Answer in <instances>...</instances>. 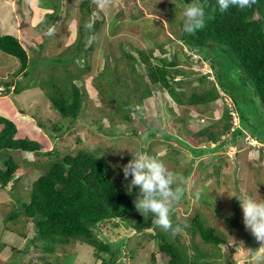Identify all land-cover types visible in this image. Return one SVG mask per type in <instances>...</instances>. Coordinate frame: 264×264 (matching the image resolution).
Wrapping results in <instances>:
<instances>
[{"label": "rangeland", "instance_id": "374dc122", "mask_svg": "<svg viewBox=\"0 0 264 264\" xmlns=\"http://www.w3.org/2000/svg\"><path fill=\"white\" fill-rule=\"evenodd\" d=\"M81 1L0 0V35L9 33L18 37L31 60L39 63H32L34 66L29 67V70L35 68V72L31 71L30 76L24 80L21 72L13 77L12 72L19 66V61L0 50V80L15 82L21 79L22 83L29 80L31 85L16 94L12 91L4 93L5 87L1 84L0 114L16 122L17 136L41 142L42 150L56 148L62 153L61 150L67 148L75 151L83 144L89 145L92 150L96 149L107 159L113 170L119 171L118 176L121 179H124L121 166L132 159V154L146 153L162 159L169 170L184 180L181 185L185 190L184 195L171 214L174 222L189 227L194 213L199 212L206 225L214 226L226 238L225 243L212 247L204 244L198 234H193L187 227L180 225L182 232L176 235L178 240L185 246L193 248L197 245L207 253L215 254L212 255L214 260L211 261L216 264H251L260 243L246 230L243 212L236 196H251L264 200V147L250 138L244 142L238 139V143L243 144L240 148L230 144L229 148L219 149L220 152L224 151L227 164L218 177L213 176L207 180V187L202 186L203 182L198 183L197 180L198 174H201L196 167L199 158L195 155L197 152L193 154L191 148V143L197 144L194 133L199 128L195 114L191 116L187 112L185 122L170 115L164 118L162 114L167 112L168 105H174L181 116L184 112L176 106L167 91H154L151 96L143 99L141 116H135L128 124L118 119L114 114V103H109L107 96L99 93L93 86V83L100 79L108 92H116L122 97L126 91L129 94L130 87L143 73V66L139 65L138 58L143 61L144 56L136 54L137 49L143 53H153L154 56H161L159 50L164 43L169 53L185 49L175 32L179 31L177 20L180 14L183 16V11L189 4L180 0H87L90 10L88 13L86 7L79 6ZM173 3L177 7H171ZM81 20L84 38L78 29ZM90 30L93 32L90 33ZM124 50L125 53H133L132 61L127 63L121 56ZM169 53L165 55L169 56ZM60 54L70 59L83 58L84 62L90 65V69L82 73L77 71V65L80 63L78 59L75 62L70 60L71 62L65 65L71 70L69 76L74 81H79L84 88L82 94L86 112L81 114L80 121L73 123L69 129H66V125L70 123L63 122L51 106L46 91L40 85L35 86L31 80V76L37 77L39 83L47 88L46 80L54 64L52 62L47 66L44 61L47 62V58ZM134 64L135 69L132 67ZM181 66L191 76L187 77L196 88L200 86L197 80L199 74L208 73V78L214 79V72L208 62L199 60L197 53L192 55L188 63H181ZM56 68L61 74L64 72L62 66ZM72 70L79 73L78 78L73 76L75 73H71ZM232 77L231 73L229 78ZM208 85L209 82L202 83L204 87ZM128 94L125 96L127 101ZM245 98L250 105L248 113H256L254 117L263 121L264 116L259 112L263 110L260 100L251 93ZM117 100L114 98V102ZM220 102L231 105L227 97L218 99L215 104ZM108 114H113L114 126ZM209 114L203 115L207 121L219 117L217 110ZM46 117L52 119L50 125L56 124V131L49 125L48 130H45L38 123L40 119L46 122ZM94 118H101L100 123L104 130L98 128ZM232 119L233 124L237 126V117ZM133 129L135 133H132ZM150 132L153 136H149ZM173 136L181 137L187 147L178 142L179 140L170 139ZM248 138L246 135V139ZM78 139L81 141L77 142ZM175 150L176 153L173 152ZM208 152L203 153L204 161L211 160L212 153ZM11 155L20 163L22 169L14 175L16 181H10L0 188V264H62L67 255H71L72 264H101L99 256L108 258L107 252H97L93 246L77 240L66 245L58 244L54 253L42 257L41 253L36 251L18 253L12 250L24 249L33 234L31 222H24L20 217L10 221L7 219L14 206V197L22 195L28 200L31 181L43 171L44 165L50 159L23 151H15ZM130 179L131 177L128 183ZM197 185L201 186V190L206 189L204 195L200 193ZM133 189L137 191V199L140 190L138 187ZM220 191L225 193L218 194ZM203 196H208L207 201L211 206L203 202V206H199V199ZM95 230L99 238L117 248L121 254V264H164L157 240L152 236L153 227L143 232H135L123 222L116 224L106 221ZM153 252L154 259L151 257Z\"/></svg>", "mask_w": 264, "mask_h": 264}, {"label": "trees", "instance_id": "16d2710c", "mask_svg": "<svg viewBox=\"0 0 264 264\" xmlns=\"http://www.w3.org/2000/svg\"><path fill=\"white\" fill-rule=\"evenodd\" d=\"M180 1L188 4L193 2V0ZM200 2L205 3V0H200ZM79 6L86 7L87 12L90 13L87 0H82ZM171 7L175 8L177 5L173 3ZM205 18L204 28L195 35H189L183 31V16L180 14L177 20L179 31L175 34L185 49L181 48L169 53L164 43L159 50L161 56L143 53L137 49L136 54L144 56L143 61L137 57L140 61L139 65L143 66V69L141 68L143 73L139 76L143 77L134 81L129 94L126 91L120 97L115 90V93L108 92L100 79L93 83V86L99 90V93L107 96L109 103H114V114L118 119L128 124L135 116H141L140 107L143 99L151 96L154 91H167L172 101L179 106L183 105L182 111H190L191 115L193 113H197V116L203 113H214L217 110L219 117L216 120L209 122L203 118L198 119V145L191 147L193 154L197 152L195 155L199 157L196 164L197 171L201 173L197 176L198 183L202 181V186L207 187V180L213 176L218 177L227 164L224 151L220 152L219 149L229 148L230 144H235L237 148H240L243 144H239L238 139L244 142L249 141L250 138H255L259 144L264 146V120H259L255 116L256 119L254 117L256 113H248L250 105L245 98L251 93L259 99L263 110L258 111L264 116V0H257L252 8L243 12L232 8L225 13L218 11L216 0H206ZM82 25L81 20L78 29L84 38L85 32H83ZM0 50L19 61V66L12 72L13 77L21 72L24 80L30 76L31 71L35 72V68L30 71L29 67L39 64L31 60L21 41L15 35L1 34ZM125 52L124 50L121 56L128 63L132 61L133 53ZM167 53L169 56L165 55ZM194 53H197L199 60L208 62L214 72L213 80L208 78V73L199 74L198 89L191 84V79L187 77L188 72L181 66L183 62L188 63ZM47 59V62L44 61L47 66L52 62L54 64L51 72L52 69L54 71L50 72L52 75L49 74L46 80L47 88L39 83L37 77L31 76V80L35 86L40 85L46 91L51 106L58 112L63 122L70 123L66 125V129H69L73 123L79 122L80 115L86 112L85 98L82 94L84 88L79 81H74L69 76L71 70L65 65L71 62L70 60L75 62L78 59L80 63L77 65V71L80 73L89 70L90 65L86 64L83 58L70 59L62 54ZM135 64L132 66L133 69L136 68ZM57 66H62L64 70L62 74L60 70H57ZM73 70L71 73H75ZM231 73L233 77L229 78ZM73 76L78 78L79 73ZM204 82H209V85L202 86ZM1 84L5 87L4 93L12 91L16 94L31 86L29 80L22 83L21 79L15 82L0 80ZM127 94L128 101L125 98ZM224 97L230 100L231 105L223 102L215 104L218 99ZM114 98L118 99L117 102H114ZM173 109V106L168 105L164 118L169 115L174 116ZM232 112L238 119L237 126L233 124ZM108 116L114 126L113 114H108ZM100 119L94 118L93 120L96 121L99 129L104 130ZM182 120L185 122V118ZM51 122L52 119L47 117L46 122L38 120L45 130H48L49 125L56 131L58 127L53 123L50 125ZM17 133L16 122L0 114V188L5 187L10 181H16L13 177L22 169L11 153L31 152V155L47 157L50 161L44 165L43 171L31 181L28 200L22 195L14 197V206L7 219L10 221L20 217L24 222L33 224V234L28 239L25 248L22 250L12 248L14 252L36 251L40 252L42 257L54 253L58 244L66 245L77 240L93 246L97 252H107L108 258L99 256L102 260L101 264H121L119 262L121 254L117 248L99 238L95 230L101 223L113 221L116 224L123 222L135 232H143L153 227L152 236L157 240L158 250L164 264H216L215 261H211L215 254L207 253L197 245L193 248L189 245L185 246L176 236L171 238L168 233L153 224L151 216L144 218L134 204L137 191L132 189L131 194L128 193L126 189L128 180L119 178V171L113 170L107 159L101 156L96 149L92 150L89 145L83 144L75 151L67 148L61 150L62 153H59L56 148L42 150L41 142L19 137ZM132 133H135L134 129ZM149 136H153V133L150 132ZM170 139L179 140L178 142L186 146L179 137L173 136ZM80 141V139L77 140V142ZM207 151L210 154L215 153L210 161L202 159L203 153ZM173 152L176 153L177 150ZM205 173L206 176H204ZM196 187L202 195L206 193V189L201 190L200 185ZM203 197L199 199V206H203L202 202L211 206L207 201L208 196ZM234 203L236 204V201ZM171 219L174 225L184 227V224L175 223L173 217ZM187 229L193 234H198L206 245L216 247L226 242L225 236L214 226L204 223L199 212L194 213ZM151 257L154 259V252ZM46 264L50 263L46 262ZM62 264H72L71 255L64 257Z\"/></svg>", "mask_w": 264, "mask_h": 264}, {"label": "clouds", "instance_id": "9594fccd", "mask_svg": "<svg viewBox=\"0 0 264 264\" xmlns=\"http://www.w3.org/2000/svg\"><path fill=\"white\" fill-rule=\"evenodd\" d=\"M257 0H216L220 13L232 8L246 11ZM205 3L193 0L183 11V31L195 35L205 26ZM233 117H236L232 112ZM33 140V139H32ZM253 140L257 141L255 138ZM262 146V145H261ZM264 147V146H262ZM123 177L129 180L126 189L131 194L134 187L140 190V196L134 201L135 207L144 218L152 217V223L173 237L182 232L180 225H174L171 219L175 205L184 195L183 178L169 170L166 163L146 153L132 154L126 164L121 166ZM225 192L220 191L218 194ZM243 212L246 230L260 243L251 264H264V200L251 196H236ZM184 227H187L185 224Z\"/></svg>", "mask_w": 264, "mask_h": 264}, {"label": "crops", "instance_id": "0c3cea01", "mask_svg": "<svg viewBox=\"0 0 264 264\" xmlns=\"http://www.w3.org/2000/svg\"><path fill=\"white\" fill-rule=\"evenodd\" d=\"M0 31H1V30H0ZM15 31H16V30H15ZM172 106L174 107L173 110L175 111V115H174L173 117H175V118H177L178 120H180V121L183 122L182 119H183L184 117L187 116V112H184V113H183V116H181V115L178 114V112H177V110H176V107H175L174 105H172ZM176 106H178L179 109L182 110L183 105H180V106H179V104H176ZM191 109H192V108H191ZM192 111H193V109H192ZM182 112H183V111H182ZM189 112H190V111H189ZM162 113H163V112H162ZM189 114H190V113H189ZM193 114H195V117H197V127H199L198 119H199V118H203V119H205V118L203 117L204 113H203L202 115H198V116H197V113H193ZM162 115H163V117H164L165 113H163ZM190 115H191V114H190ZM208 115H210V114L208 113ZM170 116H172V115H170ZM191 116H192V115H191ZM187 117H188V116H187ZM199 120H201V119H199ZM210 121H211V120H209V122H210ZM190 125H191V124H190ZM198 129H199V128H198ZM198 129H196V130H195V133H194V134L196 135V137H197V131H198ZM179 138H180L181 140H183L181 137H179ZM197 140H198V139H197ZM196 142H197L196 145H195V144H192L191 142H190V143H191L192 146H197V145H198V141H196ZM214 154H215V153L211 154V158H212V156H213ZM198 158H199V157H198ZM209 170H210V169H209ZM221 172H222V170H221ZM221 172H220V173H221Z\"/></svg>", "mask_w": 264, "mask_h": 264}]
</instances>
